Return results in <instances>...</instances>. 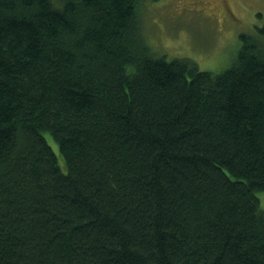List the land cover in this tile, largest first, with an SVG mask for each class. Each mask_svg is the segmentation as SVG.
Listing matches in <instances>:
<instances>
[{
	"label": "trees",
	"instance_id": "trees-1",
	"mask_svg": "<svg viewBox=\"0 0 264 264\" xmlns=\"http://www.w3.org/2000/svg\"><path fill=\"white\" fill-rule=\"evenodd\" d=\"M146 1L0 0V264H264V37L155 57Z\"/></svg>",
	"mask_w": 264,
	"mask_h": 264
},
{
	"label": "rangeland",
	"instance_id": "rangeland-1",
	"mask_svg": "<svg viewBox=\"0 0 264 264\" xmlns=\"http://www.w3.org/2000/svg\"><path fill=\"white\" fill-rule=\"evenodd\" d=\"M140 30L155 57L188 58L201 70L226 69L239 34L264 37V0H155L140 12ZM52 149L57 144L45 133ZM264 207V192L256 193Z\"/></svg>",
	"mask_w": 264,
	"mask_h": 264
}]
</instances>
